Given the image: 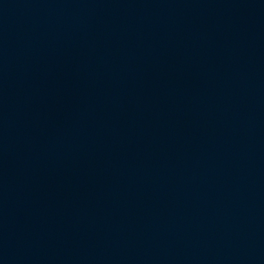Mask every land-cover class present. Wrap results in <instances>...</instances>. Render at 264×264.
Wrapping results in <instances>:
<instances>
[{
    "label": "water",
    "instance_id": "95a60500",
    "mask_svg": "<svg viewBox=\"0 0 264 264\" xmlns=\"http://www.w3.org/2000/svg\"><path fill=\"white\" fill-rule=\"evenodd\" d=\"M262 247L264 0H0V264Z\"/></svg>",
    "mask_w": 264,
    "mask_h": 264
}]
</instances>
